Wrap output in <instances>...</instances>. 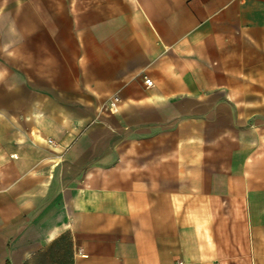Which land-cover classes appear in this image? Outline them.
I'll return each instance as SVG.
<instances>
[{"label":"crops","instance_id":"1","mask_svg":"<svg viewBox=\"0 0 264 264\" xmlns=\"http://www.w3.org/2000/svg\"><path fill=\"white\" fill-rule=\"evenodd\" d=\"M0 264H264V0H0Z\"/></svg>","mask_w":264,"mask_h":264},{"label":"built area","instance_id":"2","mask_svg":"<svg viewBox=\"0 0 264 264\" xmlns=\"http://www.w3.org/2000/svg\"><path fill=\"white\" fill-rule=\"evenodd\" d=\"M144 84L146 85V86H151V84H152V82L149 80V79H145L144 80ZM117 99H115L114 101H116ZM50 143H51V141H49Z\"/></svg>","mask_w":264,"mask_h":264}]
</instances>
